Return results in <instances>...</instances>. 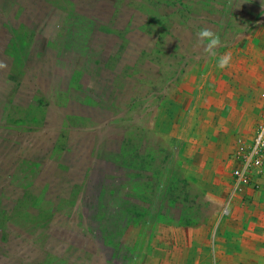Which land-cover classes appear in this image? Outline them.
<instances>
[{
  "label": "rangeland",
  "instance_id": "rangeland-1",
  "mask_svg": "<svg viewBox=\"0 0 264 264\" xmlns=\"http://www.w3.org/2000/svg\"><path fill=\"white\" fill-rule=\"evenodd\" d=\"M0 62V264H264V165L230 173L264 113V0H0Z\"/></svg>",
  "mask_w": 264,
  "mask_h": 264
},
{
  "label": "built area",
  "instance_id": "built-area-1",
  "mask_svg": "<svg viewBox=\"0 0 264 264\" xmlns=\"http://www.w3.org/2000/svg\"><path fill=\"white\" fill-rule=\"evenodd\" d=\"M264 165V113L257 124L255 136L247 152L238 164H232L230 173L232 185L236 189L247 183L252 170H260Z\"/></svg>",
  "mask_w": 264,
  "mask_h": 264
},
{
  "label": "clouds",
  "instance_id": "clouds-1",
  "mask_svg": "<svg viewBox=\"0 0 264 264\" xmlns=\"http://www.w3.org/2000/svg\"><path fill=\"white\" fill-rule=\"evenodd\" d=\"M221 46V38L218 32L212 28L203 27L196 32V43L194 47L202 48L203 52L216 61V66L223 70L230 66L232 56L230 52L218 54L217 50ZM0 67H6V64L0 62Z\"/></svg>",
  "mask_w": 264,
  "mask_h": 264
},
{
  "label": "trees",
  "instance_id": "trees-1",
  "mask_svg": "<svg viewBox=\"0 0 264 264\" xmlns=\"http://www.w3.org/2000/svg\"><path fill=\"white\" fill-rule=\"evenodd\" d=\"M106 185H108V183H106ZM82 187H83V184L82 185H74L73 187H72V195H71V200H64L65 202H70V201H72V198H73V196H75V194L76 193H78L81 189H82ZM24 196H28L26 193H24ZM32 199H34V198H32ZM24 200H26V205H27V207H31V198L28 196V200H27V197H24ZM35 200V199H34ZM32 205H34V203H32ZM4 213H6V211H4L3 209H1L0 208V221L1 220H6L4 223H5V225H4V223H3V226L2 227H0V231L2 232V238H4L5 236H6V234H5V230H6V224L8 223L7 222V220L9 219V218H11V216L12 215H10V217L9 218H6V217H4ZM27 213V212H26ZM118 215H121L120 217H122V214H118ZM103 219V218H102ZM10 220V219H9ZM5 226V227H4ZM112 226H114V225H112ZM105 227H103V229H102V232H103V236H104V238L105 239H108L109 238V240H111L112 242L114 241V239L116 238L115 236H113V234L112 233H110L111 231L109 230V232H108V235L105 233ZM111 243V242H110ZM50 262H48V264H49Z\"/></svg>",
  "mask_w": 264,
  "mask_h": 264
},
{
  "label": "crops",
  "instance_id": "crops-1",
  "mask_svg": "<svg viewBox=\"0 0 264 264\" xmlns=\"http://www.w3.org/2000/svg\"><path fill=\"white\" fill-rule=\"evenodd\" d=\"M231 167V166H230Z\"/></svg>",
  "mask_w": 264,
  "mask_h": 264
}]
</instances>
